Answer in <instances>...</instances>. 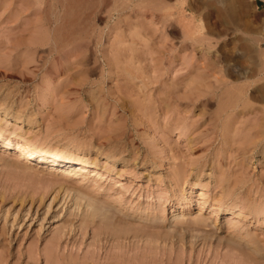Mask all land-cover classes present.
<instances>
[{"label":"rangeland","instance_id":"obj_1","mask_svg":"<svg viewBox=\"0 0 264 264\" xmlns=\"http://www.w3.org/2000/svg\"><path fill=\"white\" fill-rule=\"evenodd\" d=\"M263 12L0 0V264H264Z\"/></svg>","mask_w":264,"mask_h":264},{"label":"bare ground","instance_id":"obj_2","mask_svg":"<svg viewBox=\"0 0 264 264\" xmlns=\"http://www.w3.org/2000/svg\"><path fill=\"white\" fill-rule=\"evenodd\" d=\"M260 52H261L260 54H261V60H262L261 62L263 64V66H264V49H263V51H260ZM5 115H7V112H5ZM15 120L18 121V122L19 121L22 122L23 118L22 117H20V118L16 117ZM0 146H2L5 150H11V149L14 150L16 152V154H17V160H21V159H23V160L24 159L32 160L33 158H36V159H38L40 161L54 162L56 164L64 165V166L69 164V167H75L74 169L77 168V169L84 170V171H86L87 168L90 166L89 162H87L85 160H78V159H76L74 157H70V158L67 159L65 157H62L59 154H53V153H48V152H45V151H40L39 149H37L35 147H31V146L19 145L17 147H14L9 142L3 140L1 137H0ZM109 156L110 157L106 158L107 160H109L110 162L115 161L114 155H109ZM96 171H97L96 169L92 170V172H94V173H99V172H96ZM83 175L86 177L87 174L83 173ZM87 206L89 208H91L93 214H101L103 216H107L108 215V212H109L108 209L105 210V208L103 209V208L99 207L98 205H96L95 203H92L91 201H89L87 203ZM241 215H242L241 211H236V212H233V213L230 214V216H232L230 218H234V216H241ZM197 221H199V220H197ZM201 221H203V220H201ZM201 221H199V222L201 223ZM206 225H208V224H206Z\"/></svg>","mask_w":264,"mask_h":264},{"label":"built area","instance_id":"obj_3","mask_svg":"<svg viewBox=\"0 0 264 264\" xmlns=\"http://www.w3.org/2000/svg\"><path fill=\"white\" fill-rule=\"evenodd\" d=\"M261 28H262V32H263V35H264V12H263V19H262ZM262 45H263V47H264V40H263V42H262Z\"/></svg>","mask_w":264,"mask_h":264}]
</instances>
